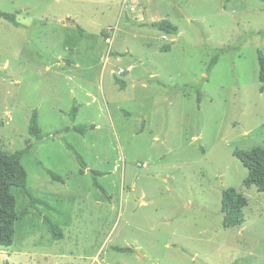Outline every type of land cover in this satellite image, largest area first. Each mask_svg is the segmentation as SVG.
<instances>
[{"label": "rangeland", "instance_id": "obj_1", "mask_svg": "<svg viewBox=\"0 0 264 264\" xmlns=\"http://www.w3.org/2000/svg\"><path fill=\"white\" fill-rule=\"evenodd\" d=\"M0 12L20 23L0 19V151L31 147L28 189L64 235L20 217L0 264H264V192L235 156L264 148L262 0H0ZM162 20L179 34L150 27ZM231 188L249 201L241 227L224 223Z\"/></svg>", "mask_w": 264, "mask_h": 264}, {"label": "trees", "instance_id": "obj_2", "mask_svg": "<svg viewBox=\"0 0 264 264\" xmlns=\"http://www.w3.org/2000/svg\"><path fill=\"white\" fill-rule=\"evenodd\" d=\"M262 1L264 2V0ZM0 19L17 27L20 26L15 14L0 12ZM150 27L167 35L179 34L178 26L169 20L154 22ZM169 51V47H164L162 49V52ZM218 60L219 55L213 58L208 68L209 73H211L213 68L217 65ZM262 65L263 71L261 74V80L264 82V62ZM116 82L120 85L122 90L126 89L127 83L125 81L117 78ZM74 111L77 112V108H75ZM73 118H75V115ZM90 129H94V126L73 128L74 131L84 135ZM29 131L37 140L41 141L44 139L42 130L39 126L37 111L34 112ZM68 147L74 153L82 167L81 174H84L85 170L88 168L85 160L73 146L68 145ZM30 148L31 147H28L24 151L12 154L0 151V246L3 247L13 246L16 236V225L20 220V217L25 218L29 215L41 219L54 239L60 240L64 237L63 231L59 225L55 224L49 216L40 212L38 206H45L50 210H54V208L43 200L35 197L28 189V173L22 164V159L30 153ZM235 156L248 169V177L245 184L249 187L255 186L259 192H264V148L236 151ZM92 173L94 176L95 187L103 192L104 197H108L106 190L100 185L97 178L102 174L94 171H92ZM49 174L54 180L62 181V179L55 173L49 171ZM15 190H19L27 200V205L21 211L20 215L17 210V198L14 194ZM107 199H109V197ZM248 204V199L236 189L231 188L226 190L222 201V212L225 216V226L228 228L243 226L246 222L244 209ZM116 250L119 252H132L131 249L128 248H116Z\"/></svg>", "mask_w": 264, "mask_h": 264}, {"label": "crops", "instance_id": "obj_3", "mask_svg": "<svg viewBox=\"0 0 264 264\" xmlns=\"http://www.w3.org/2000/svg\"><path fill=\"white\" fill-rule=\"evenodd\" d=\"M15 243V242H14ZM14 245V244H13ZM0 247H3V246H0ZM12 247V246H11ZM4 248H10V247H4ZM14 256L13 254H9V264H13V261H14Z\"/></svg>", "mask_w": 264, "mask_h": 264}, {"label": "built area", "instance_id": "obj_4", "mask_svg": "<svg viewBox=\"0 0 264 264\" xmlns=\"http://www.w3.org/2000/svg\"><path fill=\"white\" fill-rule=\"evenodd\" d=\"M133 10V9H132ZM111 42V40H109ZM124 73V71H121L119 74L122 75Z\"/></svg>", "mask_w": 264, "mask_h": 264}, {"label": "water", "instance_id": "obj_5", "mask_svg": "<svg viewBox=\"0 0 264 264\" xmlns=\"http://www.w3.org/2000/svg\"><path fill=\"white\" fill-rule=\"evenodd\" d=\"M69 22H71V21H69Z\"/></svg>", "mask_w": 264, "mask_h": 264}]
</instances>
